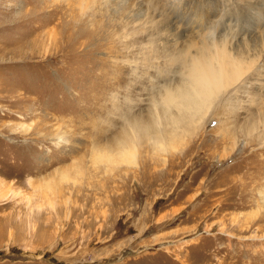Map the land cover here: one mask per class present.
Masks as SVG:
<instances>
[{
  "label": "rangeland",
  "instance_id": "1",
  "mask_svg": "<svg viewBox=\"0 0 264 264\" xmlns=\"http://www.w3.org/2000/svg\"><path fill=\"white\" fill-rule=\"evenodd\" d=\"M114 1L118 17L0 0V264H264V128L247 134L263 118L264 41H251L263 6L135 0L123 13L130 0ZM206 3L232 53L259 64L181 142L160 150L151 129L135 162L100 159L128 116L149 121L180 83L169 55L192 42Z\"/></svg>",
  "mask_w": 264,
  "mask_h": 264
},
{
  "label": "bare ground",
  "instance_id": "2",
  "mask_svg": "<svg viewBox=\"0 0 264 264\" xmlns=\"http://www.w3.org/2000/svg\"><path fill=\"white\" fill-rule=\"evenodd\" d=\"M73 1L83 16L85 13L93 10L94 14L98 17L105 15L112 16L111 14H115L114 17H118L116 16V13H113L118 12L114 11V6L117 4L114 0ZM161 1L165 3L167 0ZM259 2V5L263 6L260 7L264 8V0H259ZM134 3L135 0H130L129 5L126 8H123L124 5H120V11L122 10L124 13L132 7ZM218 7V3H206L204 11L206 16L203 17L202 15H199V29L194 27L192 33L196 35H193L191 39L192 42L187 45L185 49H182V51L180 50L169 55V61L173 65H178L177 69L180 71V75H182L180 83H177L178 85L174 87L169 85L164 87L160 94V98L154 101L155 109L152 113V119L149 121H144V119L140 120L138 118L131 119L128 116L125 119L128 127L123 128L121 133L115 139L111 142H107V145H101V147L95 149V152H97L100 159L112 163L115 162L114 159L118 157L120 159L124 158V160L127 159L130 163L135 162L137 155V142L144 136V134L151 131V129L155 131L154 134H147L146 136L150 139L151 143L160 150H164L167 143L172 144L175 141L181 140L183 134L191 133L201 124L202 120L205 119H203V117H205L206 113H208L212 105L223 93H226L232 87L237 86L242 78L259 64L258 62L261 57L258 51L259 54L251 51L254 54H249L247 57L244 56L245 54H240L238 51L236 52L237 55H235L229 48L231 43V40L229 39L234 36L228 38L227 35H219V32L222 31H219L221 28L219 29V25H217V21L215 20V17L220 12ZM257 12L258 11H256V13ZM259 13L261 12H258V14ZM54 15H56V11L53 13V16ZM52 18L54 19V17H51L50 19ZM242 29L249 31L251 35L254 33L256 34V29L252 30L253 28H251V26ZM259 32L260 30L258 33ZM125 36H127L125 38L128 39L130 34H125ZM254 36L255 35H253V37ZM257 40L264 41V34L260 35L259 33V36L252 38L251 41L258 42ZM135 41L138 43L140 40L136 39ZM255 46L258 45L255 43ZM146 48V51H153L152 48ZM244 48L246 47L244 46ZM260 65H262V63ZM260 105L259 112H262L263 118L259 119L258 124L253 125L251 130H247V134L250 138L254 136L255 132L259 131L262 127L264 128V100ZM211 112L212 111H210L208 116L211 115ZM163 120L166 121L165 128H162Z\"/></svg>",
  "mask_w": 264,
  "mask_h": 264
}]
</instances>
